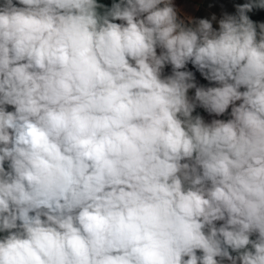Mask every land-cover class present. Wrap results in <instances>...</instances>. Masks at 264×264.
Masks as SVG:
<instances>
[{
	"label": "clouds",
	"instance_id": "1",
	"mask_svg": "<svg viewBox=\"0 0 264 264\" xmlns=\"http://www.w3.org/2000/svg\"><path fill=\"white\" fill-rule=\"evenodd\" d=\"M235 9L0 0V264H264V0Z\"/></svg>",
	"mask_w": 264,
	"mask_h": 264
},
{
	"label": "crops",
	"instance_id": "2",
	"mask_svg": "<svg viewBox=\"0 0 264 264\" xmlns=\"http://www.w3.org/2000/svg\"><path fill=\"white\" fill-rule=\"evenodd\" d=\"M98 2L110 7L113 0H98ZM173 2L185 17H192L194 19L211 18V16L215 14L217 20H219L225 12L235 14V5L243 4L246 0H173ZM249 16L256 22H264V10H254L252 13H249ZM213 26L214 28H218L216 22H213ZM187 68L195 74L198 85L214 86L205 80L191 64H189ZM164 72L165 74H171V66H166ZM194 91V89L189 90V96H194ZM196 114H200L206 122H210L213 118H228L227 115L223 117L209 116L204 109L199 107L193 113V115Z\"/></svg>",
	"mask_w": 264,
	"mask_h": 264
}]
</instances>
